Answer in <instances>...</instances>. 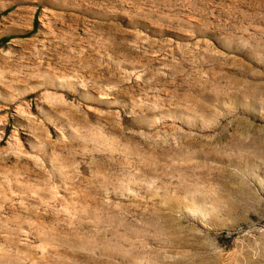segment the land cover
Returning a JSON list of instances; mask_svg holds the SVG:
<instances>
[{"label": "rangeland", "instance_id": "1", "mask_svg": "<svg viewBox=\"0 0 264 264\" xmlns=\"http://www.w3.org/2000/svg\"><path fill=\"white\" fill-rule=\"evenodd\" d=\"M2 244L264 264V0H0Z\"/></svg>", "mask_w": 264, "mask_h": 264}, {"label": "bare ground", "instance_id": "2", "mask_svg": "<svg viewBox=\"0 0 264 264\" xmlns=\"http://www.w3.org/2000/svg\"><path fill=\"white\" fill-rule=\"evenodd\" d=\"M53 80V79H52ZM60 80V79H59ZM54 82H55V80H54ZM57 85H61V86H64V85H66V82L64 81V80H60V81H58L57 80ZM49 94V93H48ZM51 94H53V93H51ZM51 94H49L50 96H51ZM45 95V94H44ZM54 96H53V98L55 97V98H58V99H63L64 98V96L63 95H57V94H53ZM46 96H47V93H46ZM45 96V97H46ZM44 97V98H45ZM52 97H50V99H51ZM52 98V99H53ZM47 99H49L48 97H47ZM60 100V101H61ZM13 148L14 149H16L18 152H20V153H22V154H26L27 152L26 151H24V148H23V144H21V142L19 141V139L17 140V138H16V140H15V143L13 144ZM34 148V147H33ZM26 155H30V154H26ZM34 156V155H33ZM34 157H36V158H38L39 157V155H38V157L35 155ZM54 194V193H53ZM53 194H52V197H54L53 196ZM65 210V209H64ZM13 245V244H12ZM19 248V247H18ZM17 253H18V251H17ZM20 255V254H19ZM18 254H16V251H15V254H12V253H9V252H7V251H5V248H4V245L2 244V245H0V264H8V262H12V263H14V264H22L23 263V258L22 257H20Z\"/></svg>", "mask_w": 264, "mask_h": 264}]
</instances>
